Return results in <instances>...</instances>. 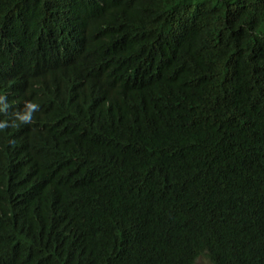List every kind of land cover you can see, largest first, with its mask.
<instances>
[{"label":"trees","instance_id":"obj_1","mask_svg":"<svg viewBox=\"0 0 264 264\" xmlns=\"http://www.w3.org/2000/svg\"><path fill=\"white\" fill-rule=\"evenodd\" d=\"M0 96V264H264V0H0Z\"/></svg>","mask_w":264,"mask_h":264},{"label":"clouds","instance_id":"obj_2","mask_svg":"<svg viewBox=\"0 0 264 264\" xmlns=\"http://www.w3.org/2000/svg\"><path fill=\"white\" fill-rule=\"evenodd\" d=\"M8 105L4 103V97L0 96V111H5ZM39 110V104L26 101L24 108L22 111L15 114V120L11 121V126H16V121H20L21 123H30L32 120V115L35 111ZM10 126V122L8 120H0V130H3Z\"/></svg>","mask_w":264,"mask_h":264},{"label":"rangeland","instance_id":"obj_3","mask_svg":"<svg viewBox=\"0 0 264 264\" xmlns=\"http://www.w3.org/2000/svg\"><path fill=\"white\" fill-rule=\"evenodd\" d=\"M196 264H211V262L206 257H200Z\"/></svg>","mask_w":264,"mask_h":264},{"label":"bare ground","instance_id":"obj_4","mask_svg":"<svg viewBox=\"0 0 264 264\" xmlns=\"http://www.w3.org/2000/svg\"><path fill=\"white\" fill-rule=\"evenodd\" d=\"M84 178H85V177H84ZM78 179H79V178H78ZM83 180H85V179H83ZM83 180H82V181H83ZM80 181H81V180H80ZM82 181H81V182H82ZM84 182H85V181H84ZM104 203H105V202H104ZM105 205H107V204H105ZM109 210H110V209H109ZM86 214H87V213H86ZM86 228H87V226H86ZM87 229H88V228H87ZM31 231H32V230H31ZM33 231H34V230H33ZM34 232H35V231H34ZM37 234H39V233H37ZM34 235H35V234H34ZM37 236H38V235H37ZM83 236H84V235H83ZM38 238H39V237H38Z\"/></svg>","mask_w":264,"mask_h":264}]
</instances>
